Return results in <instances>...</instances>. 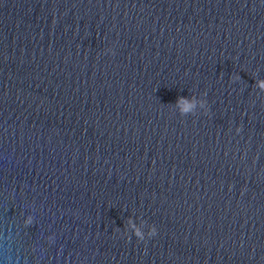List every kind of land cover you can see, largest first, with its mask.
<instances>
[{
  "label": "water",
  "instance_id": "1",
  "mask_svg": "<svg viewBox=\"0 0 264 264\" xmlns=\"http://www.w3.org/2000/svg\"><path fill=\"white\" fill-rule=\"evenodd\" d=\"M261 79L264 0H0V264H264Z\"/></svg>",
  "mask_w": 264,
  "mask_h": 264
},
{
  "label": "clouds",
  "instance_id": "2",
  "mask_svg": "<svg viewBox=\"0 0 264 264\" xmlns=\"http://www.w3.org/2000/svg\"><path fill=\"white\" fill-rule=\"evenodd\" d=\"M256 86L260 89V91L264 92V79L257 80L256 81ZM178 104H177V110L181 115H186V114H191L196 111V109L199 108H205V101L202 99L196 100H188L183 97H178ZM237 131H239V128H237ZM32 223V217L28 216L24 219V224L29 225ZM145 226V223H140V224H131L130 222V228L132 231V234L139 238V239H144L145 237V232L143 231V228ZM157 229L154 225L148 226V231L147 235L148 236H154L156 235ZM52 237H49V240H51Z\"/></svg>",
  "mask_w": 264,
  "mask_h": 264
}]
</instances>
